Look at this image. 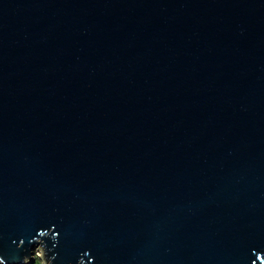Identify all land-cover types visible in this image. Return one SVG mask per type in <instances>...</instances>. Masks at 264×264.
Segmentation results:
<instances>
[{"label": "water", "instance_id": "obj_1", "mask_svg": "<svg viewBox=\"0 0 264 264\" xmlns=\"http://www.w3.org/2000/svg\"><path fill=\"white\" fill-rule=\"evenodd\" d=\"M42 230L53 264H261L264 0H0L3 264Z\"/></svg>", "mask_w": 264, "mask_h": 264}, {"label": "clouds", "instance_id": "obj_2", "mask_svg": "<svg viewBox=\"0 0 264 264\" xmlns=\"http://www.w3.org/2000/svg\"><path fill=\"white\" fill-rule=\"evenodd\" d=\"M51 240L53 242L58 240V234L54 231L50 230H42L38 233V238L33 240L32 243L36 244L37 247L34 249L32 255L30 257L26 256L23 259V264H31L32 261L37 264L38 258L40 264H53V261L57 259L56 255H53L51 258L47 256V244L46 241ZM24 245V241H20L19 247L22 248ZM55 246V244H54ZM0 264H3V261L0 260ZM78 264H84V261L81 259ZM261 264H264V260L261 261Z\"/></svg>", "mask_w": 264, "mask_h": 264}, {"label": "trees", "instance_id": "obj_3", "mask_svg": "<svg viewBox=\"0 0 264 264\" xmlns=\"http://www.w3.org/2000/svg\"><path fill=\"white\" fill-rule=\"evenodd\" d=\"M37 264H40V261L39 260L37 261Z\"/></svg>", "mask_w": 264, "mask_h": 264}]
</instances>
